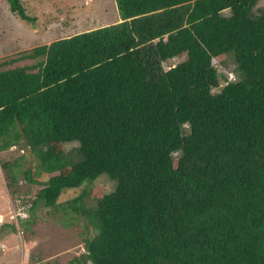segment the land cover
Segmentation results:
<instances>
[{"label": "trees", "instance_id": "16d2710c", "mask_svg": "<svg viewBox=\"0 0 264 264\" xmlns=\"http://www.w3.org/2000/svg\"><path fill=\"white\" fill-rule=\"evenodd\" d=\"M116 1L122 21L0 70V154L39 161L3 159L8 188L23 176L43 186L34 201L88 216L97 234L77 264H264L261 0ZM219 65L235 78L215 92ZM101 176L117 186L94 206L60 203Z\"/></svg>", "mask_w": 264, "mask_h": 264}, {"label": "rangeland", "instance_id": "374dc122", "mask_svg": "<svg viewBox=\"0 0 264 264\" xmlns=\"http://www.w3.org/2000/svg\"><path fill=\"white\" fill-rule=\"evenodd\" d=\"M22 1L36 21L22 19L12 11L8 0H0V62H8L0 70L36 63L39 59L24 58V54L37 46L122 21L116 0ZM258 8L264 9V0ZM177 64L178 59H172L164 66L170 69ZM218 69L222 85L215 92H220L222 86L235 78L225 66L219 65ZM77 146V142L66 143L64 150L69 152ZM24 154V167L37 169L38 158L28 148L14 146L0 154V215L4 216L0 224V264H77L75 258L86 252L97 230L83 213L67 214L62 206L54 210L44 201H34L43 187L40 184L30 183L22 176L18 193L8 188L1 161H14ZM47 178L44 174V179ZM116 186V181L101 176L80 187L66 189L59 201L66 204L70 199L81 197L82 203L94 206L102 191L110 193ZM15 212L20 215L13 219Z\"/></svg>", "mask_w": 264, "mask_h": 264}, {"label": "built area", "instance_id": "2783aa9c", "mask_svg": "<svg viewBox=\"0 0 264 264\" xmlns=\"http://www.w3.org/2000/svg\"><path fill=\"white\" fill-rule=\"evenodd\" d=\"M233 79H234V77H233ZM19 215H20V213L15 212V213H13L12 218L15 219L16 216H19ZM3 222H4V216L0 215V224H2Z\"/></svg>", "mask_w": 264, "mask_h": 264}]
</instances>
